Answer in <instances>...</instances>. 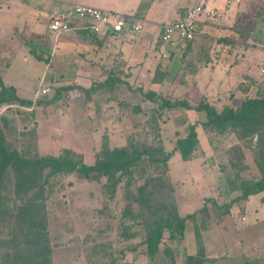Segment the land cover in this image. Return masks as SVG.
Returning <instances> with one entry per match:
<instances>
[{"label":"rangeland","instance_id":"1","mask_svg":"<svg viewBox=\"0 0 264 264\" xmlns=\"http://www.w3.org/2000/svg\"><path fill=\"white\" fill-rule=\"evenodd\" d=\"M27 1L0 0V78L4 86L15 89L17 97L31 101V105H0L6 150L26 159L58 156L67 150L86 165H92L105 149L130 144L162 148L171 155L164 167L145 161L130 177L118 181L105 176L88 179L77 173L48 178L40 202L50 263L187 264L188 254H195L196 232L200 235L202 229L217 223L224 239H232L234 230L224 216L238 201L233 196L239 194L241 178L234 174L240 173L244 155L253 162L256 152L232 135L203 130V113L160 110L137 91L184 99L195 106L199 96L195 95V55L189 43L180 42L176 52L171 49L174 44H159L153 48L154 63L153 58L148 64L129 63L122 43L116 40L98 45L91 37L52 39L43 20L31 24L27 15H17L16 9ZM156 68L162 73L160 80L154 79ZM41 86L48 93L34 101ZM195 123L198 144L192 158L183 161L174 150L175 143ZM9 178L13 180L14 175ZM234 185L237 190L230 195ZM6 193L11 209L23 203L12 185ZM171 204L179 216L193 217L185 222L182 237L169 239L164 232L158 252L150 257L143 224L159 214L155 209ZM13 223L14 217L6 218L0 237L12 232Z\"/></svg>","mask_w":264,"mask_h":264},{"label":"crops","instance_id":"2","mask_svg":"<svg viewBox=\"0 0 264 264\" xmlns=\"http://www.w3.org/2000/svg\"><path fill=\"white\" fill-rule=\"evenodd\" d=\"M197 2L198 0H30L21 4L16 11L17 15H27L31 24L43 20L46 32L49 13L63 12L75 4L110 10L139 20L142 29L136 38H129L125 33H79L76 36L91 37L98 45L116 40L115 42L122 43L121 51H124L129 63L137 60L148 64L149 59L153 58V48L160 44L159 36L163 26L180 20ZM197 28V35L189 48L193 49L190 52L195 55V95L199 96V100L203 99L208 103L211 101L214 107L219 108L228 103L230 94L233 95L232 104L244 97L264 98V72H261L264 70L261 65L264 62V0H211L206 13L197 22ZM67 37L74 40V36ZM178 45L175 42L172 51L176 52ZM159 48L161 53L163 48ZM180 53L181 56L183 50ZM200 122H204V116ZM229 135L231 134L223 136ZM244 157L238 174L241 181L259 180L260 175L254 162L248 161L245 155ZM244 160L245 163L242 164ZM235 192L236 189L233 188L229 193L231 195ZM241 194L239 191V194L233 196L239 204L233 202L224 216L234 230V236L228 241L224 239L216 229L217 223L212 228L209 225L207 229H202L200 236L203 255L202 260L196 264H264V190L247 197H241ZM188 255L197 256L196 244L195 254Z\"/></svg>","mask_w":264,"mask_h":264},{"label":"trees","instance_id":"3","mask_svg":"<svg viewBox=\"0 0 264 264\" xmlns=\"http://www.w3.org/2000/svg\"><path fill=\"white\" fill-rule=\"evenodd\" d=\"M188 43L191 45L192 41ZM153 76L155 80H160L162 73L159 68H156ZM106 83L100 84L99 87H103ZM137 91L150 103H156L160 110L183 108L203 113L204 122H200L203 130L218 136L231 134L237 142L242 143L241 145L245 144L247 148H253L256 152L253 162L260 179L241 181L238 173H235L234 177L240 179L238 189L242 192L241 197L264 190V98L262 96L244 97L232 104L233 95L230 94L228 103L216 108L203 99L192 106L184 99L170 100L153 91L144 92L142 89ZM15 102L20 105H31V101L17 97L13 87L4 86L0 78V105ZM196 125V123L190 125L187 135L176 140L174 150L183 161L192 158L198 144ZM170 156L162 148H146V146L139 148L130 144L128 147L103 150L92 165L76 160L67 150L58 156H34L26 159L21 158L14 150H6L0 128V228L4 227L7 217H14L12 232H8L5 238L0 237V264H51L45 212L40 202L44 184L51 176L57 173H77L88 179L105 176L109 180L118 181L123 176L130 177L145 161L154 167H164ZM11 173L14 175L13 180L9 178ZM117 174L119 175L115 178ZM8 185H12L18 195L21 194L20 200L23 201L22 204L13 205V209L9 207V202L12 200L6 193ZM145 185L146 183L140 187L141 192ZM231 188L236 189L235 185ZM31 191L34 192L29 195ZM138 203L141 207L144 206L143 201ZM155 211L159 214H155L152 221L143 224L147 231L146 251L150 257L158 252L164 232L168 233L169 239L182 237L185 222L193 217V214L179 216L176 207L172 204L163 205ZM196 236L197 256H188L187 264H196L202 260L201 237L198 232Z\"/></svg>","mask_w":264,"mask_h":264},{"label":"built area","instance_id":"4","mask_svg":"<svg viewBox=\"0 0 264 264\" xmlns=\"http://www.w3.org/2000/svg\"><path fill=\"white\" fill-rule=\"evenodd\" d=\"M211 0H198L178 21L166 24L159 36V43L166 47L177 43H187L197 35V22L206 13ZM47 29L53 39L63 36H76L79 33L104 35L106 33H125L129 38H136L142 29V23L134 18H127L117 12L88 5L75 4L63 12L49 13ZM264 67V62L261 64ZM264 72V70H261ZM48 93L47 87H39L34 93V101Z\"/></svg>","mask_w":264,"mask_h":264}]
</instances>
